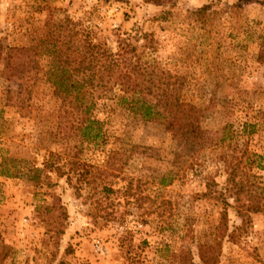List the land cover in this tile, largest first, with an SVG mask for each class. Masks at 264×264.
<instances>
[{
    "label": "rangeland",
    "instance_id": "374dc122",
    "mask_svg": "<svg viewBox=\"0 0 264 264\" xmlns=\"http://www.w3.org/2000/svg\"><path fill=\"white\" fill-rule=\"evenodd\" d=\"M66 17L113 50L117 35L150 34L145 59L214 141L191 154L102 102V135L82 137L46 82L51 57L28 103L0 75V264H204L200 245L217 264H264V211L235 210L240 187L264 207L263 1L0 0V44H41Z\"/></svg>",
    "mask_w": 264,
    "mask_h": 264
},
{
    "label": "trees",
    "instance_id": "16d2710c",
    "mask_svg": "<svg viewBox=\"0 0 264 264\" xmlns=\"http://www.w3.org/2000/svg\"><path fill=\"white\" fill-rule=\"evenodd\" d=\"M46 25L49 26L47 22ZM49 29L50 37L41 44L9 48L0 44V61H3L0 75L20 82L18 102H23L19 97H22L24 85L27 88L25 102L31 100L34 82H30L39 69L38 57L47 55L51 60L45 71L46 82L60 100L62 112L77 123L82 137L95 140L102 135V122L91 116L102 102L107 103L105 107L121 110L142 123L162 125L173 139L185 144L191 154L212 144L210 132L202 127L196 113L181 110L180 95L171 74L145 59L144 48L150 47L152 41L148 40L150 34L117 35L113 50L92 36L81 23L67 17L50 25ZM142 40L146 44H142ZM257 58L264 64V48ZM226 139V136L221 138ZM249 192L243 187L238 190L247 200L246 204L235 208L242 220H249V214L264 211L257 201L259 198ZM220 217L217 229L223 231L226 214L222 212ZM228 237L233 239L231 233ZM213 250V246L200 245V260L204 264H217L218 256ZM181 264L193 263L190 257H185Z\"/></svg>",
    "mask_w": 264,
    "mask_h": 264
}]
</instances>
